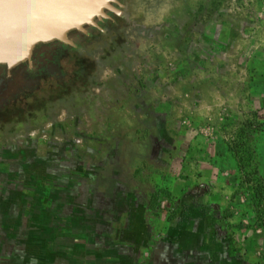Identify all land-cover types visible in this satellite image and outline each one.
<instances>
[{
	"label": "rangeland",
	"instance_id": "obj_1",
	"mask_svg": "<svg viewBox=\"0 0 264 264\" xmlns=\"http://www.w3.org/2000/svg\"><path fill=\"white\" fill-rule=\"evenodd\" d=\"M121 11L125 19L81 52L95 67L70 97L45 104L36 94L1 109L0 264H264L255 153L264 100L253 94L264 46L250 42L264 26V0H123ZM240 37L249 42L242 51ZM183 63L188 77L243 79V107L206 124L180 113L192 105L170 94ZM128 110L139 135L159 133L164 171L146 165L137 177L151 180L148 191L112 197L88 183L101 167L93 150L115 163L137 142L91 133H110L112 113L122 123ZM157 188L169 194L150 211Z\"/></svg>",
	"mask_w": 264,
	"mask_h": 264
},
{
	"label": "crops",
	"instance_id": "obj_2",
	"mask_svg": "<svg viewBox=\"0 0 264 264\" xmlns=\"http://www.w3.org/2000/svg\"><path fill=\"white\" fill-rule=\"evenodd\" d=\"M263 36L264 26L259 25L254 31V36L250 41L255 44H253L255 47L252 45L254 49L259 45L264 46V43L262 42ZM248 44L249 42L246 39L240 37L239 41L236 42V47L242 51L247 48ZM179 66L181 68L177 74L179 75V82L177 83L176 89L172 90L170 94H178L179 92L178 97L182 100L192 101L191 107L188 109L185 106L183 110L181 109L179 111L180 113L186 116L189 115L192 119L200 120V122L206 124L214 123L220 112L227 111L228 113H232L236 111L235 109L243 107L242 103L244 102V98L247 97V92L243 79H240L237 75L235 76V74L228 73L224 75L223 78H220L221 80L218 82V80L214 79V75H210V70H208L207 73L202 72L203 75H205L204 77H199L195 74L188 77L187 75L189 72L186 74L183 72V68L188 65L185 66V63H183ZM255 85L257 86L253 87V94H258L256 96H260L261 99L264 100V80L260 82L256 81ZM156 111V113L160 114V110ZM117 112L112 113L115 115L117 122L114 124V127L111 128L110 133L102 134L97 138L95 137V133H97L96 130L93 127H90V130L93 128V132L91 133L92 138L101 141V143H107L105 139L109 134H114L116 132H122V138L130 135L128 138L137 142V144L134 145L136 146L135 149L129 151L127 156H125L124 161L120 160L118 157V160H114L115 163L111 161L112 159H115L113 155L109 160H103V150L99 149L97 152L96 150H93L95 155L99 157L98 161L101 162V167L97 176L89 177L88 183L91 186L96 187V189L107 187L110 193L114 195L112 197H115V192L117 191H120L123 195L128 191L134 193L148 191L149 187H152V182L150 179L146 180L137 177L139 170L146 165H150L149 167H154L157 171L156 174H158L164 171L162 169V164L165 163V157L163 156L165 154L161 149V146L163 145L161 144V146L157 148L154 141H152V139L158 140L157 137L159 133L157 132L156 136L154 135L156 129H151L149 131L145 130L144 134L141 136L135 128L136 124L133 112L128 110L126 119L122 123L118 122L120 117ZM144 127L148 128L146 125H144ZM255 153L258 159V174L264 179V125L258 136ZM199 177V175H196V178ZM97 192L99 193V191ZM148 238L149 237L146 236V239Z\"/></svg>",
	"mask_w": 264,
	"mask_h": 264
},
{
	"label": "water",
	"instance_id": "obj_3",
	"mask_svg": "<svg viewBox=\"0 0 264 264\" xmlns=\"http://www.w3.org/2000/svg\"><path fill=\"white\" fill-rule=\"evenodd\" d=\"M116 0H0V65L29 67L36 47L58 41L77 48L71 31L90 35L85 27L100 29L109 19L106 11L119 13ZM119 5V4H118Z\"/></svg>",
	"mask_w": 264,
	"mask_h": 264
},
{
	"label": "flooded vegetation",
	"instance_id": "obj_4",
	"mask_svg": "<svg viewBox=\"0 0 264 264\" xmlns=\"http://www.w3.org/2000/svg\"><path fill=\"white\" fill-rule=\"evenodd\" d=\"M116 1L119 5L113 4V6L122 12L123 0ZM106 14L109 19L97 22L100 29L85 27L90 35L78 31L69 33V38L77 48L54 41L33 50L31 67L26 63H21L12 69L0 65V89L7 97L3 104L13 102L22 104L36 94L45 95L43 97L47 102L45 104L63 102L70 97L75 90V83L84 82L94 71L93 62H88L80 56L84 47L97 34L111 30L117 20L125 19L119 13L106 11Z\"/></svg>",
	"mask_w": 264,
	"mask_h": 264
},
{
	"label": "trees",
	"instance_id": "obj_5",
	"mask_svg": "<svg viewBox=\"0 0 264 264\" xmlns=\"http://www.w3.org/2000/svg\"><path fill=\"white\" fill-rule=\"evenodd\" d=\"M2 92L3 91L0 89V114L2 111L1 109L4 106L3 101L7 98L5 94H3ZM164 193L169 194L167 191L162 190L160 188H157V190H155V192L151 196V203H150L151 205L149 206L150 211H154L156 208L160 206V198Z\"/></svg>",
	"mask_w": 264,
	"mask_h": 264
}]
</instances>
